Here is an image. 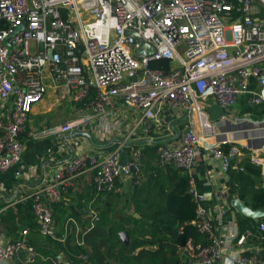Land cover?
Masks as SVG:
<instances>
[{
    "label": "built area",
    "instance_id": "2783aa9c",
    "mask_svg": "<svg viewBox=\"0 0 264 264\" xmlns=\"http://www.w3.org/2000/svg\"><path fill=\"white\" fill-rule=\"evenodd\" d=\"M235 1L0 0V174L21 159L20 137L33 105L45 95V72L80 106L81 114L31 137L81 131L93 119L100 134H109L117 128V107L137 114L132 134L139 130L147 136L162 127L164 111H179L195 118L214 158L227 171L240 149L228 139L215 140V126L205 114L207 101L223 112L246 95L250 104L264 105V0ZM134 34L154 49L152 55H136ZM163 60L169 63L167 71L152 68ZM245 120V127L235 132L264 130V115L260 121ZM199 138L190 124L179 132L177 142L157 147L158 164L189 174ZM142 150L136 147L122 162L119 147L106 156L75 155L20 203H30L41 236L56 238L52 206L63 200L72 181L91 173L97 193H113L116 183L140 175ZM251 161L262 168L264 185V158L253 156ZM189 186L197 202L192 224L206 243L189 242L182 248L184 264H222L225 250L241 248L253 235L240 234L235 222L220 225L216 232L212 210L202 204L191 178ZM214 211L225 212L223 206ZM258 231L264 242V217ZM28 235L26 229L14 240L0 234V264L22 252L34 259ZM231 261L259 264L242 250L233 252Z\"/></svg>",
    "mask_w": 264,
    "mask_h": 264
},
{
    "label": "crops",
    "instance_id": "0c3cea01",
    "mask_svg": "<svg viewBox=\"0 0 264 264\" xmlns=\"http://www.w3.org/2000/svg\"><path fill=\"white\" fill-rule=\"evenodd\" d=\"M46 92L42 100L33 105L28 116V122L20 140L23 143V152L20 161L7 171L0 174V208L3 213L7 209L16 210L20 199L28 195L36 186L49 182L55 171L65 161L80 153L106 156L116 148L121 149V162L130 157L136 147H144L147 144L169 145L177 142L178 134L190 126L195 127L199 134L197 159L194 168L189 172L193 180L195 191L202 196V204L212 210V227L216 232L220 231V225L226 226L229 222H235L236 212L228 202L238 198L236 195V179L239 174L247 176L249 185L253 189L264 190L261 167L251 161V157L264 158V130H251L252 137L245 138L246 131H236L244 128L245 119L260 121L262 117L256 115H241L239 102L225 112L218 109L211 100L205 105V114L211 124L215 126V133L222 139H228L240 149L239 156L231 162L227 171L222 169V164L211 153L210 140L205 138L199 131L194 117H189L183 112L164 111L162 114V127L156 129L150 135L145 136L141 131H134L137 114L117 107V117L114 122L117 128L109 134H100L96 128V120H92L81 131L64 134L54 132L47 136L31 137L44 127L54 128L81 114L78 105L67 98L62 87L54 86L48 73H44ZM249 163L256 172H244V164ZM242 169V170H241ZM143 176V181H144ZM139 185H131V180L125 179L119 182L113 195L109 193L99 194L93 185V174L84 173L77 176L63 196V200L56 204L53 212L56 239L63 242L68 236L77 241L84 239L87 225H93L97 221L98 210L106 205L132 203L133 194ZM244 188V186H243ZM225 212L219 214L216 208L222 207ZM264 212V209L261 210ZM133 206L129 207L132 214ZM2 213V214H3ZM2 214L0 216H2ZM20 231L17 233V238ZM0 234L5 239L14 240L5 234L4 226L0 224ZM29 236V235H28ZM30 237V236H29ZM16 239V238H15ZM242 250L246 255L255 256L259 264H264V242L258 236L246 240L241 248L225 250L222 264H233L231 257L233 252ZM37 252L32 261L27 252H22L18 258L8 261L6 264H34ZM58 262L64 257L56 256Z\"/></svg>",
    "mask_w": 264,
    "mask_h": 264
},
{
    "label": "trees",
    "instance_id": "16d2710c",
    "mask_svg": "<svg viewBox=\"0 0 264 264\" xmlns=\"http://www.w3.org/2000/svg\"><path fill=\"white\" fill-rule=\"evenodd\" d=\"M226 1L236 4L235 0ZM261 13L264 14V11ZM152 68L167 71L169 63L165 60L154 62ZM254 86L251 81L249 88L253 89ZM249 98V95L239 98L240 114L262 117L264 105H252ZM157 145L147 144L142 150L145 157L142 172L131 179V185H139L132 203L127 205L122 201L119 207L115 201L116 204L99 209L97 221L87 225L82 241L68 236L60 242L56 238L41 236L28 202L18 204L15 211L7 209L0 216L5 234L15 239L18 231L28 230V245L38 254L34 264H60L59 257H56L58 254L63 255V261L67 264H184L182 248L189 242L194 246H203L205 237L192 224L197 202L189 191V174L171 166H160L155 153ZM243 168L244 172L257 171L259 175V169L249 163L244 164ZM247 178L244 174L237 177L236 195L252 210H263L264 190L248 186ZM118 185L119 182L116 187ZM231 200L228 198L229 203ZM131 205L132 214L129 213ZM52 207L55 211L57 205ZM260 220L236 213V226L240 234L249 231L253 236L260 237Z\"/></svg>",
    "mask_w": 264,
    "mask_h": 264
},
{
    "label": "water",
    "instance_id": "95a60500",
    "mask_svg": "<svg viewBox=\"0 0 264 264\" xmlns=\"http://www.w3.org/2000/svg\"><path fill=\"white\" fill-rule=\"evenodd\" d=\"M134 36L138 39L139 47L136 49V55H144V56H150L154 53V49L139 39V36L137 34H134ZM51 55V52H49V56ZM251 131V130H250ZM250 131H246L243 133V136L245 138L252 137L253 133ZM217 139L222 140L220 136H217ZM217 140V141H219ZM231 207L235 210L236 213L240 214L241 216H244L246 218H250L252 220H259L264 217V212L261 210H252L251 208L247 207L242 201H240L238 198H235L231 200L230 202Z\"/></svg>",
    "mask_w": 264,
    "mask_h": 264
}]
</instances>
